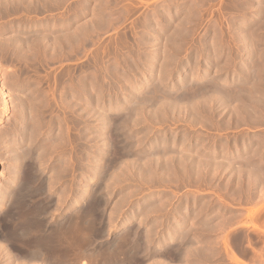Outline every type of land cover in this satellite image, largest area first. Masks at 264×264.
Instances as JSON below:
<instances>
[{
    "label": "rangeland",
    "instance_id": "rangeland-1",
    "mask_svg": "<svg viewBox=\"0 0 264 264\" xmlns=\"http://www.w3.org/2000/svg\"><path fill=\"white\" fill-rule=\"evenodd\" d=\"M5 1L0 42L25 44L15 65L0 59L9 73L0 76L11 93H53V114L63 119L32 120L29 127L42 126L27 123L20 145L10 137L0 145V246L11 240L0 247L1 264L11 254L25 261L38 239L53 246L56 237H9L16 217L29 204L41 209L33 220L38 236L47 234L75 205L83 177L91 225L82 233L77 220L73 233L83 235L66 237L74 264H264V0ZM7 78L34 81L16 91ZM4 144L24 149L22 162Z\"/></svg>",
    "mask_w": 264,
    "mask_h": 264
},
{
    "label": "bare ground",
    "instance_id": "bare-ground-1",
    "mask_svg": "<svg viewBox=\"0 0 264 264\" xmlns=\"http://www.w3.org/2000/svg\"><path fill=\"white\" fill-rule=\"evenodd\" d=\"M1 1V0H0ZM24 1V4H25V1L26 0H23ZM2 2V1H1ZM10 2H12L11 0H10ZM14 2V4L16 5V2L15 1H13ZM6 4V3H8V2H6L5 0H4V2L1 4V6L0 7H2V5L3 4ZM23 3V2H22ZM11 4V3H10ZM13 4V3H12ZM20 4H21V2H20ZM24 4H22V5H24ZM18 5V4H17ZM4 6V5H3ZM21 6V5H20ZM11 7H12V5H11ZM23 7V6H22ZM5 8V7H4ZM10 8H8V10H9ZM14 9V8H13ZM5 10H6V8H5ZM7 10V11H8ZM16 9H14V11H15ZM19 9H17V11H18ZM19 11H21L22 12V9L21 10H19ZM3 13H6V11L5 12H3ZM15 14H16V12H15ZM21 14V13H20ZM4 15V14H3ZM2 15V16H3ZM17 16L19 17V13H17ZM5 17V16H4ZM14 17V16H13ZM15 18V17H14ZM20 18V17H19ZM22 18V17H21ZM10 19H11V17H10ZM23 19H24V13H23ZM18 20V19H17ZM27 20V19H26ZM26 20H25V22H26ZM8 21V20H7ZM11 21V20H10ZM22 21V20H21ZM19 22H20V20H19ZM6 23H9V22H6ZM3 24V23H2ZM21 24V23H20ZM8 25V24H7ZM12 25H14V24H12ZM16 25V24H15ZM14 25V27H16ZM26 24H24L23 26H25ZM19 25H17V27H18ZM22 26V25H21ZM1 27V26H0ZM7 27V26H6ZM9 27V26H8ZM20 27V26H19ZM5 28V27H4ZM3 28V29H4ZM6 29V28H5ZM15 29V28H14ZM24 29V28H23ZM13 30V29H12ZM19 31V30H18ZM24 31V30H23ZM21 32H22V30H21ZM27 33H29V32H27ZM27 33H25L26 35H27ZM4 34V33H3ZM13 34V33H12ZM17 34H19L18 32H17ZM24 34V35H25ZM31 34V33H30ZM6 35V34H5ZM14 35H16V34H14ZM20 35V34H19ZM24 35H23V37H22V35H20L22 38H24ZM29 35V34H28ZM27 35V36H28ZM2 35H0V37H1ZM4 36V35H3ZM2 36V37H3ZM10 36H11V34H10ZM30 36H32V35H30ZM6 37H7V35H6ZM12 37V36H11ZM34 37V36H33ZM31 39H32V37H30ZM29 38V39H30ZM3 39V38H2ZM1 39V40H2ZM4 39H5V37H4ZM3 39V40H4ZM25 39H27L26 37H25ZM41 39V38H40ZM5 40H7V38L5 39ZM36 41V40H35ZM42 41V40H41ZM26 42V41H25ZM28 42V41H27ZM0 43H2V49L0 50V59H1V62H2V59H5V60H11L12 62H13V64H14V60H16V59H18L17 58V56L18 55H20V54H22L24 51H23V45L25 44L24 42H22L21 40H20V38H18L17 37V39L15 38H12V39H8V41H4V42H0ZM24 47H26V46H24ZM23 48V49H22ZM25 50L27 51V48H25ZM22 51V52H21ZM26 54H27V52H25ZM21 57H22V59H23V56L22 55H20ZM19 56V57H20ZM27 56V55H26ZM16 57V58H15ZM21 57H20V59H21ZM15 58V59H14ZM14 59V60H13ZM21 59V60H22ZM4 60V61H5ZM18 61V60H17ZM20 61V60H19ZM24 61V60H23ZM23 61H20L21 63L23 62ZM24 63V62H23ZM5 64V63H4ZM3 64V65H4ZM9 64H10V62H9ZM12 63H11V67H12V65H13ZM17 64H18V62H17ZM1 65H2V63H1ZM2 65V66H3ZM6 65H7V63H6ZM15 65V64H14ZM20 65V64H19ZM24 65V64H23ZM7 67H8V65H7ZM7 67H6V69H7ZM10 67V66H9ZM10 67V70L12 69ZM14 67V69H15V66H13ZM20 67H21V69H23L24 70V66H23V68H22V66L20 65ZM4 68H5V66H4ZM5 69V70H6ZM9 69V68H8ZM16 69H17V65H16ZM20 69V68H19ZM16 70L17 72L18 71H21V69L20 70ZM13 70V69H12ZM11 70V71H12ZM1 71V70H0ZM9 72V70H6V72ZM2 73H4V70L3 71H1ZM22 72V71H21ZM1 73V74H2ZM12 73V72H11ZM16 73V72H15ZM20 73V72H19ZM24 73V72H23ZM22 73V74H23ZM4 74H6V73H4ZM3 74V76L5 77V75ZM7 74H9V73H7ZM6 74V76H8ZM151 74V73H150ZM11 75V74H10ZM10 75H9V78H10ZM12 75H14V74H12ZM21 75V74H20ZM19 75V76H20ZM2 76V77H3ZM23 76V75H22ZM2 77L0 76V80H2L1 81V83H0V103H1V110H0V118L2 117V116H4V115H6V114H8L11 110H13L14 109V116L12 117L13 119L11 120V123L9 122V124H11L10 126H9V124H8V128L6 127V129H2L1 131H0V145L1 144H3L2 142L3 141H6L7 140V138L8 137H10V140H11V144H12V140L13 141H15L16 143V145H20L21 143V141L24 139V137L22 136V134H24V132H23V129L27 126V123H28V126H27V128L29 127V123H30V121H32V120H44L45 119V117L46 118H48V120H49V123H50V121L52 122L53 120H55L56 118H54V114H55V116H57L58 117V114H59V111H58V113H57V111H56V113H57V115H56V113H54L53 114V109H52V107L55 105L54 103H53V101L54 100H56V99H53L52 98V100L50 99V102H49V96L51 97V96H53V93L51 94V93H49V95H48V98H46L45 96H44V94H46V93H44L43 92V95H41L42 94V92H41V94H39L40 92H39V89H37L36 87V89L38 90V92L39 93H36L35 91V93H31V92H26V93H23V94H18V93H11L12 91L11 90H9L8 88H7V86H6V84H7V80H6V78H5V82H4V80L2 79ZM23 78V77H22ZM8 79V78H7ZM11 79H12V77H11ZM28 79V78H27ZM9 81H11L10 83V85L12 86V88L13 89H16L17 87H19V86H23V87H25L26 88V86L29 84V83H26V82H30L31 80L32 81H34L33 79H30V81H28V80H26L25 81V78H24V80H20V79H13V80H10V79H8ZM20 80V81H19ZM31 81V82H32ZM36 81H40V80H36ZM35 81V82H36ZM34 82V83H35ZM40 84H41V82H39ZM32 84V83H31ZM37 84H38V82H37ZM36 85V84H35ZM33 86V85H32ZM36 86H39V85H36ZM29 87H31L30 86V84H29ZM34 87V86H33ZM34 88V89H35ZM21 89V88H20ZM29 89V88H28ZM31 89L32 88H30V91H31ZM154 89V88H153ZM27 90V89H26ZM117 90V89H116ZM159 90V89H158ZM182 90V89H181ZM16 91H17V89H16ZM33 91V90H32ZM206 91V90H205ZM214 91V90H213ZM23 92V91H22ZM132 92V91H131ZM203 92V91H202ZM217 92V91H216ZM68 93V92H67ZM51 94V95H50ZM65 94V93H64ZM63 94V95H64ZM196 94V93H195ZM218 94V93H217ZM67 95V94H66ZM69 95H71V94H69ZM68 95V97L67 98H69L70 100L72 99L70 96ZM65 96V95H64ZM54 97V96H53ZM58 97V96H57ZM56 98V97H55ZM59 98V97H58ZM58 98H57V100H58ZM62 100L64 99V98H61ZM73 99H74V97H73ZM72 99V100H73ZM76 99V98H75ZM74 99V100H75ZM79 99V98H78ZM81 99V98H80ZM38 100H42L40 103H42V102H45L44 103V106H41V105H43V103L41 104V105H37V104H32L33 106L35 105V108H34V110L32 111V110H30L31 109V107H30V104L31 103H33V102H37ZM60 100V99H59ZM69 100V101H70ZM73 100V101H74ZM82 100V99H81ZM85 100V99H84ZM83 100V101H84ZM52 101V102H51ZM68 101V100H67ZM39 102V101H38ZM54 102H56V101H54ZM50 103H52V104H54L52 107H51V105H50ZM59 103H60V101H59ZM64 103H66L65 102V100H64ZM64 103H62V104H64ZM68 104H72L73 105V103L74 104H76L77 102H67ZM66 103V104H67ZM79 103V102H78ZM70 104V105H71ZM81 104H83V103H81ZM111 104V103H110ZM78 106V105H77ZM79 106H81V105H79ZM83 106H85V105H82V107ZM164 106V105H163ZM55 107H57V106H55ZM62 107V106H61ZM64 107H66V106H64ZM67 107H69V106H67ZM89 107V106H88ZM12 108V109H11ZM75 108V107H74ZM81 108V107H80ZM84 108V107H83ZM83 108H81V109H83ZM87 108V107H86ZM63 109H65V108H63ZM67 109V108H66ZM70 108H68V110H69ZM76 109V108H75ZM88 109V108H87ZM87 109H86V113H87ZM56 110H58V107H57V109ZM61 110V109H60ZM71 110H73V107H72V109ZM84 110V109H83ZM94 110V109H93ZM55 111V110H54ZM63 111H66V110H63ZM63 111L61 112V113H63ZM12 112V113H13ZM67 112V111H66ZM102 111H99V114L101 113ZM49 113V114H48ZM60 113V114H61ZM68 113V112H67ZM71 113V115H72V111L70 112ZM82 113V112H81ZM85 113V114H86ZM104 113V112H103ZM74 114V113H73ZM77 114V113H76ZM75 114V115H76ZM78 114H79V112H78ZM10 115V114H9ZM84 115V114H83ZM103 115V114H102ZM12 116V115H11ZM11 116H10V119H11ZM60 116V115H59ZM65 116H66V114H65ZM82 116V115H81ZM81 116H80V118H81ZM98 116H100V115H98ZM105 116V115H104ZM5 117V116H4ZM67 117H69V116H67ZM9 118V117H8ZM7 118V119H8ZM58 118H62L63 119V116L61 117H58ZM72 118H75V117H72ZM71 118V119H72ZM82 118H85V116L84 117H82ZM106 118V117H105ZM67 119V118H66ZM65 119V120H66ZM70 119V120H71ZM86 119V118H85ZM57 120V119H56ZM74 120V119H73ZM105 120V119H104ZM61 121V120H60ZM67 121H69L68 119H67ZM82 121V120H81ZM80 121V122H81ZM86 121V120H85ZM107 121V120H106ZM8 122V121H7ZM33 122V121H32ZM42 122H45V121H42ZM57 122V121H56ZM55 122V123H56ZM59 122V121H58ZM63 122V124H65L64 122V120L62 121ZM72 122V121H71ZM75 122V121H74ZM73 122V123H74ZM79 121H78V123H80ZM111 122V121H110ZM33 123H35V122H33ZM40 123V122H39ZM49 123H48V126H49ZM77 123V122H76ZM38 124V123H37ZM44 124V123H43ZM45 124H46V122H45ZM53 124V123H52ZM68 124V123H67ZM82 124V123H81ZM80 124V125H81ZM84 124H86L85 122H84ZM106 124V123H105ZM32 124H30V126H31ZM33 125H36V124H33ZM66 125V124H65ZM40 126H42V124H40L39 125V127ZM53 126V125H52ZM71 126V125H70ZM75 126V125H74ZM83 126V125H82ZM135 126V125H134ZM36 126H31V127H29V128H31V129H34ZM39 127H37V128H39ZM51 127V126H50ZM67 127V126H66ZM65 127V128H66ZM69 127V126H68ZM37 128H35V129H37ZM41 128V127H40ZM110 128V127H109ZM31 129H29V130H31ZM34 129V130H35ZM25 130V129H24ZM27 130V129H26ZM28 130V131H29ZM41 130V129H40ZM26 132V133H30V132H32V131H29V132ZM121 131V130H120ZM36 132H38V131H36ZM67 132V131H66ZM34 134H36L35 132H33ZM82 133V132H81ZM21 134V136H19ZM30 134H32V133H30ZM65 134V133H64ZM70 134V133H69ZM80 134V133H79ZM63 135V134H62ZM61 135V136H62ZM67 135H68V133H67ZM16 136H19V139H17V137ZM60 136V138H65L66 136H64V137H61ZM79 136H81V134L79 135ZM84 136V135H83ZM23 137V138H22ZM25 137H27V136H25ZM32 137H33V135H32ZM68 137V136H67ZM66 137V138H67ZM70 137H72L71 135H70ZM28 138V137H27ZM65 138V139H66ZM69 138V137H68ZM31 138H30V136H29V139L28 140H30ZM59 139V138H58ZM78 139H80L81 140V138L79 137ZM83 139H84V137H83ZM21 140V141H20ZM25 140V139H24ZM86 140V139H85ZM27 141V140H26ZM56 141V140H55ZM68 139L66 140V142L67 143H65V144H69L68 143ZM72 141V140H71ZM105 141V140H104ZM28 142V141H27ZM63 142H65V140L63 139ZM72 142H74V141H72ZM83 142V141H82ZM53 143H54V141H53ZM56 144V146H57V144L59 143V142H55ZM61 143V142H60ZM154 143V142H153ZM27 144V143H26ZM64 144V143H63ZM63 144L61 145L60 144V146H63ZM75 144V143H74ZM6 147H7V145L6 144H4ZM3 145V146H4ZM16 145H13V147L11 146V150H13V156H14V159H13V161L16 159V160H21L22 159V154L25 152L24 151V149H23V153H18V146H16ZM51 145H53V144H51ZM55 145H53L52 146V148H54V146ZM81 145V141H80V143H79V145L78 146H80ZM83 145V144H82ZM85 145V144H84ZM121 145V144H120ZM153 145V144H152ZM2 146V145H1ZM4 146V147H5ZM9 146V145H8ZM10 146H9V148H10ZM59 146V145H58ZM66 146V145H65ZM64 146V147H65ZM69 146H71L70 144H69ZM69 146H67V147H69ZM31 147V146H30ZM51 147V146H50ZM21 148H23V147H21ZM29 148V147H28ZM57 148H59V147H56V149ZM79 148H81V147H79ZM82 148H84V147H82ZM1 149V148H0ZM7 149V148H6ZM56 149H54V150H56ZM60 149V148H59ZM20 150H22V149H20ZM26 150V149H25ZM53 150V151H54ZM82 150V149H81ZM162 150V149H161ZM160 150V151H161ZM75 151V150H74ZM83 151V150H82ZM84 151H85V148H84ZM164 151V150H163ZM167 151V150H166ZM175 151V150H174ZM10 152V151H9ZM27 152H29V151H27ZM54 152H56V151H54ZM11 153V152H10ZM30 153V152H29ZM79 153H80V151H79ZM166 153V152H165ZM82 154V153H81ZM26 155V157L28 158V156H27V154H25ZM84 155V154H83ZM86 155V154H85ZM105 155H107V154H105ZM104 155V156H105ZM163 155V154H162ZM11 156V155H10ZM32 156V155H31ZM81 157V156H80ZM83 157V156H82ZM84 157H86V156H84ZM25 158V157H24ZM30 158V157H29ZM85 159V158H84ZM160 159V158H159ZM156 160V159H155ZM80 160H78V162H79ZM108 161V160H107ZM110 161V160H109ZM135 161V160H134ZM153 161H154V158H153ZM21 162H22V160H21ZM25 162V161H24ZM138 162V161H137ZM157 162V161H156ZM19 163V162H18ZM28 163H30V162H28ZM71 163V162H70ZM80 163V162H79ZM136 163V162H135ZM160 163V162H159ZM31 164H32V162H31ZM105 164V163H104ZM141 164V163H140ZM17 165V164H16ZM28 165V164H27ZM33 165V164H32ZM121 165V164H120ZM159 165V164H158ZM34 166V165H33ZM32 166V167H33ZM80 167H81V164L79 165ZM157 166V165H156ZM159 166H161V165H159ZM36 167V166H35ZM77 167V166H76ZM80 167H79V169H80ZM83 167H84V164H83ZM85 167H86V165H85ZM28 168H30V165H29V167ZM72 168V167H71ZM31 169V168H30ZM74 169H76V168H74ZM83 168H81V170H82ZM36 170V169H35ZM78 171H80V170H78ZM84 171H86L85 169H84ZM29 172H31L32 173V171H29ZM37 172V171H36ZM83 172V171H82ZM81 172V173H82ZM28 173V172H27ZM74 173V172H73ZM80 173V172H79ZM88 173V172H87ZM95 173V172H94ZM21 174V173H20ZM29 174V173H28ZM35 174V173H34ZM62 174V173H61ZM83 174H85V173H83ZM25 175V174H24ZM30 175V174H29ZM28 175V176H29ZM31 175H33V173L31 174ZM31 175L29 176L30 178H31ZM37 175V174H36ZM95 175H96V173H95ZM81 176V175H80ZM84 176V175H83ZM24 177V176H23ZM33 177H35V176H32V178ZM74 177V176H73ZM37 179V178H36ZM36 179H35V181H36ZM28 180V179H27ZM45 180V179H44ZM81 180V184L79 185V187H80V189H79V192H78V194H76L77 196H76V198H75V205L74 206H72L68 211V216L66 217V218H64V219H62L60 222H58L57 220V222H56V224L55 225H53L52 226V228L50 227H48V229L50 230V231H48V233L47 234H43V236H38V234H37V231H38V229H37V227H39L40 225H37L38 224V222H35L34 220H33V218H34V215H35V213L37 214L38 212L37 211H40V213H41V209L40 210H37L36 212L35 211H30V208L28 209V207L30 206V204L28 205V207H27V212L25 213V211H24V213L25 214H23V212H21L20 214L21 215H16V216H18V217H16V219L18 218V221H15L14 219H12V220H14L15 221V225L13 224V222H12V220H11V222H12V224L14 225L13 226V228L11 229L12 231H11V234L9 235V237H18L19 239H23L22 240V242L25 240V238H27L28 239V237L30 238V237H52L50 240H52L54 237H56V238H58V237H60V240L59 239H57V241L59 240L60 242L58 243V242H55V240H56V238H55V240L54 241H52V242H54V244H53V246H51V243H50V246H49V248H48V250L50 249L52 252H50V251H48V250H46V248L44 249L43 248V246H42V239H41V242H39V240L40 239H38V245L35 247V248H31V250H29L28 251V249L30 248H28L27 249V251L28 252H25V255L24 256H26L24 259H26L25 261L22 259V257H19V258H21L23 261H22V263H18V264H71L72 262H73V260L70 258V255H72V254H70L71 252H69L70 251V249H69V246L71 245H69V243H68V241L69 240H67V238L69 237H74L73 235H76V233L77 232H79V231H77L75 234L73 233V232H75V222L78 220V222L80 223V225H78V227L80 228L79 230H81L80 232H82V231H85V230H87V232H90V231H88V229H87V226L90 228V226L89 225H91L90 223H89V225H86L87 223H86V219L90 222L91 221V219H89V217L88 216H90L89 215V213H90V211H92V204L90 203L91 201H89L88 199V197H89V190H88V188L87 187H89V186H87L88 185V179H86L85 177H83L82 179H80ZM30 181H31V179H30ZM25 182H26V179H25ZM31 182H33V181H31ZM30 183V182H29ZM28 183V184H29ZM36 183V182H35ZM35 183H30V184H33V186H31V187H34L35 186ZM22 186H23V184H22ZM26 186H27V184H26ZM29 186V185H28ZM30 186H29V190H26V191H29L30 192ZM42 186V185H41ZM78 187V188H79ZM35 188V187H34ZM53 188V187H52ZM23 189V188H22ZM21 189V190H22ZM26 189V188H25ZM28 189V188H27ZM32 190H34L33 188H31ZM41 189V188H40ZM37 190H38V188H37ZM36 190V191H37ZM35 190L34 191H32V192H35V193H33L34 195L37 193ZM25 192V190L23 191V193H22V195L20 196L21 197V199H23V200H25L26 202H27V197H30V196H28L27 194L29 193H24ZM31 193V192H30ZM30 193H29V195H30ZM32 194V193H31ZM33 195V196H34ZM75 195V194H74ZM73 195V196H74ZM26 196V197H25ZM25 198V199H24ZM27 198V199H26ZM31 198H32V195H31ZM34 198H36V196L34 197ZM125 198V197H124ZM20 199V198H19ZM33 199V198H32ZM34 200V199H33ZM20 202H21V200H20ZM23 202V201H22ZM21 202V203H22ZM32 202H35V201H32ZM21 203H20V205H21ZM27 203H31L30 201L29 202H27ZM57 203H58V201H57ZM32 205V204H31ZM60 205V204H59ZM7 206V205H6ZM23 206H24V202H23ZM22 206V207H23ZM33 206V205H32ZM34 206H36V205H34ZM33 206V207H34ZM39 205H37V207H38ZM68 206V205H67ZM70 206H71V204H70ZM2 205H1V208H0V214H4L3 212H2ZM26 207V206H25ZM36 207V208H37ZM58 207V206H57ZM69 207V206H68ZM20 208V207H19ZM23 209V208H22ZM21 209V211H23ZM33 209V208H32ZM31 209V210H32ZM38 209V208H37ZM56 209V208H55ZM58 209V208H57ZM29 210V211H28ZM34 210H36V209H34ZM52 210V209H51ZM17 211V210H16ZM19 211V210H18ZM44 211V210H43ZM2 212V213H1ZM11 212H13V213H15L14 211H11ZM44 212H46V211H44ZM53 213V212H52ZM44 214V213H43ZM42 213H41V215H43ZM183 214H185V213H183ZM15 215H13L12 214V216H14L15 217ZM24 215H26L25 217H24ZM40 215V214H39ZM46 215V214H45ZM176 215V214H175ZM174 215V216H175ZM36 216V215H35ZM62 216V215H61ZM186 216V215H185ZM37 217V216H36ZM13 218V217H12ZM61 218V217H60ZM62 218H63V216H62ZM179 219H181L180 217H178ZM177 218V219H178ZM40 219H43V217H41ZM59 219V218H58ZM178 219V220H179ZM182 219L184 220V218H183V216H182ZM37 220H38V218H37ZM36 220V221H37ZM176 220V219H175ZM39 221V224H40V220H38ZM42 221V220H41ZM2 222V221H1ZM175 222V221H174ZM181 222H182V220H181ZM184 222H185V220H184ZM4 223V222H3ZM128 223V222H127ZM10 224V223H9ZM12 224H11V226H12ZM42 225H43V223H41ZM50 224V223H49ZM76 224H78V223H76ZM46 225V224H45ZM45 225H43V226H45ZM85 225H86V227H85ZM173 225H175L174 223H173ZM178 225H179V223H178ZM182 225V224H181ZM184 225V224H183ZM186 225V224H185ZM184 225V226H185ZM49 226V225H48ZM129 226V225H128ZM180 226V225H179ZM178 226V227H179ZM8 227V226H7ZM76 227H77V225H76ZM175 227V226H174ZM173 227V228H174ZM177 227V226H176ZM1 228H3V227H1ZM0 228V230H2ZM9 228V227H8ZM40 229H41V227H39ZM45 228V227H44ZM170 228V227H169ZM171 228H172V226H171ZM182 228V227H181ZM186 228V227H185ZM5 229H6V231H7V228L5 227L4 228V232H5ZM46 229V228H45ZM48 229H46V231L48 230ZM128 229V228H127ZM44 230V229H43ZM76 230H77V228H76ZM134 230V229H133ZM10 231V230H9ZM9 231H7L8 233H9ZM45 231V230H44ZM43 231V232H44ZM175 231V230H174ZM174 231H172L173 233H174ZM79 232V234H81ZM128 233L130 232V230L129 231H127ZM170 232V231H169ZM171 232V233H172ZM184 232V231H183ZM2 233V232H1ZM8 233H5V234H8ZM83 233V232H82ZM85 233H86V231H85ZM131 234H132V232H130ZM168 233V232H167ZM4 234V233H3ZM3 234H1V235H3ZM40 234V233H39ZM79 234H77L78 236L77 237H80V235ZM122 234V233H121ZM135 234V233H134ZM182 234V233H181ZM1 235H0V237H1ZM81 235H83V234H81ZM88 234H86V237H88L87 236ZM120 235V234H119ZM126 236H127V234H125ZM166 235V234H165ZM164 235V236H165ZM170 235V234H169ZM173 235H175V234H173ZM85 236V235H84ZM124 235L122 234V236L121 237H123ZM63 237V238H62ZM67 237V238H66ZM83 237V236H82ZM120 237V236H119ZM144 237H146V236H144ZM170 237H172V236H170ZM62 238V239H61ZM2 239V238H1ZM4 239H6V237L4 238ZM9 239H11V238H9ZM32 239V238H31ZM3 240V239H2ZM29 240V239H28ZM33 240V239H32ZM43 240H45V239H43ZM9 241H10V244H11V240H8V241H6V242H8L9 243ZM37 241V240H36ZM35 241V242H36ZM48 241V240H47ZM84 241V240H83ZM86 241V240H85ZM16 242V241H15ZM25 242V241H24ZM31 242V241H30ZM29 241H28V243H27V241H26V244H31ZM71 242V241H70ZM73 242V241H72ZM71 242V243H72ZM81 242V241H80ZM87 242V241H86ZM1 243V242H0ZM2 243H5V241L3 242L2 241ZM7 243V244H8ZM17 243V242H16ZM15 243V244H16ZM20 243V242H19ZM63 243V244H62ZM82 244H86L85 242H81ZM6 244V245H7ZM10 244H8V245H10ZM18 244V243H17ZM59 244V245H58ZM82 244H80L81 246L80 247H82ZM5 244H2L0 247L2 248V250H4V247L5 248H7L8 249V247H10V246H7L6 247V245L4 246ZM21 246H22V244H20ZM20 245H18V246H20ZM47 245H49V243L47 244ZM72 245H74V244H72ZM78 245V244H77ZM76 245V246H77ZM44 246H46L45 244H44ZM59 246H60V248H59ZM14 247H16L17 248V246H14ZM23 247L25 248V243H24V245H23ZM27 247V246H26ZM72 246H70V248H71ZM12 248H13V245H12ZM12 248H11V250H12ZM16 248H14V249H16ZM19 248V247H18ZM77 248V247H76ZM83 248H85V247H82L81 249H83ZM6 249V251H8ZM10 250V251H11ZM20 250V249H19ZM84 250V249H83ZM10 251L8 252V255H9V253H10ZM13 252L15 251V250H12ZM12 251H11V253H12ZM18 251V250H17ZM25 251V250H24ZM72 251V250H71ZM82 251V250H81ZM1 252V251H0ZM5 252V251H4ZM75 252V251H74ZM80 252V251H79ZM17 253V252H16ZM23 253V252H22ZM22 253H21V256H23L22 255ZM73 253V252H72ZM82 253H84V252H82ZM90 253V252H89ZM3 254H5V253H3ZM74 254V253H73ZM80 255H81V257L84 255H82L81 253H79ZM88 254V253H87ZM14 255V254H13ZM12 254L11 255H9V257H8V259H3V262H2V264L4 263V264H12V262H13V264H17L16 262H18V261H16V259H15V263H14V258L15 257H17L16 255H15V257L13 256ZM18 255H20V253L18 254ZM89 255V254H88ZM94 255V254H93ZM0 256H1V253H0ZM3 256V255H2ZM6 256V255H5ZM5 256H3L4 258H6ZM75 256V255H74ZM73 256V257H74ZM108 256H110V255H108ZM2 257V258H3ZM72 257V258H73ZM85 257H86V255H85ZM90 257H91V255H90ZM95 257V256H94ZM111 257V256H110ZM113 257V256H112ZM111 257V258H112ZM79 258V257H78ZM77 258V259H78ZM92 258V257H91ZM134 258V257H133ZM74 259V258H73ZM90 259V258H89ZM113 259V258H112ZM6 260V262H4ZM75 260V259H74ZM72 261V262H71ZM76 261V260H75ZM84 261V260H83ZM108 261H109V259H108ZM112 261L113 260H111L110 261V263H112ZM104 263L106 262V260L105 261H103ZM117 262H118V260H117ZM101 263H102V261H101ZM109 263V264H110ZM0 264H1V261H0ZM73 264H74V262H73ZM99 264V263H98ZM106 264V263H105ZM108 264V263H107Z\"/></svg>",
    "mask_w": 264,
    "mask_h": 264
}]
</instances>
